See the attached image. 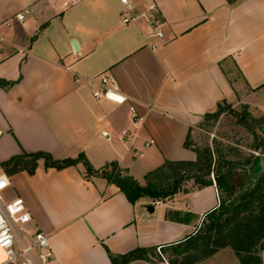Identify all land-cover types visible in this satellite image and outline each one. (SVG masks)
Listing matches in <instances>:
<instances>
[{"label":"crops","instance_id":"obj_1","mask_svg":"<svg viewBox=\"0 0 264 264\" xmlns=\"http://www.w3.org/2000/svg\"><path fill=\"white\" fill-rule=\"evenodd\" d=\"M130 2L137 17L124 24L121 0H0V78L16 81L0 87V161L83 152L94 168L116 161L144 184L166 159H195L185 138L218 104L264 106V0ZM19 12L22 20L4 24ZM104 76L124 102L93 95ZM1 192L21 199L29 228L48 235V264H112L108 253L166 247L218 205L213 184L131 203L104 177L85 176L82 163L55 169L42 159L32 174L6 175ZM159 256L125 264H169ZM218 261L240 264L229 247L196 264Z\"/></svg>","mask_w":264,"mask_h":264},{"label":"trees","instance_id":"obj_2","mask_svg":"<svg viewBox=\"0 0 264 264\" xmlns=\"http://www.w3.org/2000/svg\"><path fill=\"white\" fill-rule=\"evenodd\" d=\"M233 2L234 0H228ZM16 81L0 78V87L8 88ZM218 104L215 111L205 113L202 123L216 121L224 110V104ZM188 132L184 147L195 153L194 160H164L162 164L148 171L145 183L140 184L134 177L122 169L116 161H109L100 168H94L83 152L75 157L54 159L45 151L22 152L0 161V170L5 175H12L25 170L32 174L37 166V160L42 159L45 168L62 169L82 163L85 176H101L114 184L131 203L143 197L160 201L178 191H188L190 188H200L213 183V174L218 191V205L208 211L201 226L183 240L161 246L169 264H196L217 252L221 248L229 247L237 256L240 264H262L264 257V174L254 181L242 183L234 179L235 168L240 162L224 158L218 149L208 145L192 147ZM264 140L256 145V149L263 151ZM257 157L251 161L254 164ZM253 168V169H254ZM214 171H213V170ZM1 179H5L3 174ZM192 179L190 187L185 183ZM240 187H242L240 189ZM221 193H224V198ZM236 197L232 198L234 194ZM155 247L136 248L124 254L108 253L112 264H125L134 259H147ZM165 257V256H164Z\"/></svg>","mask_w":264,"mask_h":264},{"label":"built area","instance_id":"obj_3","mask_svg":"<svg viewBox=\"0 0 264 264\" xmlns=\"http://www.w3.org/2000/svg\"><path fill=\"white\" fill-rule=\"evenodd\" d=\"M121 3L124 6L120 14L122 23L128 24L134 21L137 15L133 11V5L130 0H121ZM154 7V3L149 5V9ZM23 18L24 12H19L4 21V24L11 26L13 19L20 21ZM155 34L157 36L162 35L161 31H156ZM3 44L4 39L0 36V59ZM107 80V77H102L100 81L101 88L94 91L93 95L103 96L117 103L124 102L126 97L118 91L115 82L112 79H109L108 82ZM131 110L134 112L133 107H131ZM100 134L106 138L109 136L106 131H101ZM128 135V130H122L121 139L123 140ZM1 174L6 179V175L0 170ZM5 179H0V250L3 253V259L0 264H48L53 255L48 235L41 230L29 228L31 217L21 199H8L3 195L1 189ZM212 181V184L215 185L214 178H212ZM160 248L161 246H158L156 250L160 257L165 260Z\"/></svg>","mask_w":264,"mask_h":264},{"label":"rangeland","instance_id":"obj_4","mask_svg":"<svg viewBox=\"0 0 264 264\" xmlns=\"http://www.w3.org/2000/svg\"><path fill=\"white\" fill-rule=\"evenodd\" d=\"M21 36L20 29H17V39H21ZM262 102H264V94ZM201 121L191 128L189 137L191 146L202 147L208 145L213 149L217 148L219 154L223 155L224 158L240 162V165L235 168L234 179L242 183H249L248 173L255 171L254 164L251 161L254 157L258 158L262 154L261 150L255 147L261 140H264V132L262 131L264 106L260 102L252 105L240 103V101L225 103L224 110L216 121L210 120L203 123ZM210 177L211 179L214 178L213 174H210ZM185 183L190 186L192 179ZM10 192L13 193L12 190ZM237 194L231 197L234 198ZM220 195L226 197L224 193L220 192ZM169 252L170 250L164 254L166 258ZM149 255L159 256L157 250L149 253ZM261 255L264 257L263 251ZM221 262L225 263V261H218V264H221ZM262 264H264V259Z\"/></svg>","mask_w":264,"mask_h":264},{"label":"water","instance_id":"obj_5","mask_svg":"<svg viewBox=\"0 0 264 264\" xmlns=\"http://www.w3.org/2000/svg\"><path fill=\"white\" fill-rule=\"evenodd\" d=\"M71 44H72V46H73V48L75 50L78 49V46H77L75 40H72ZM262 131L264 132V126L262 127ZM263 174H264V144H263L262 154L257 158V161L255 163V171L254 172H249L248 176H249V179L251 181H254V179L256 177H259V176H261ZM145 208H146L147 211L152 212L154 207L151 204H147V205H145Z\"/></svg>","mask_w":264,"mask_h":264}]
</instances>
